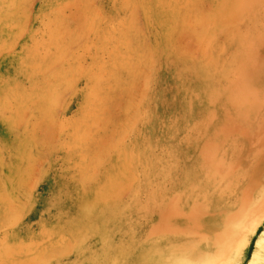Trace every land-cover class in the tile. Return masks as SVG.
<instances>
[{
  "label": "rangeland",
  "instance_id": "374dc122",
  "mask_svg": "<svg viewBox=\"0 0 264 264\" xmlns=\"http://www.w3.org/2000/svg\"><path fill=\"white\" fill-rule=\"evenodd\" d=\"M263 231L264 0H0V264H247Z\"/></svg>",
  "mask_w": 264,
  "mask_h": 264
},
{
  "label": "bare ground",
  "instance_id": "6f19581e",
  "mask_svg": "<svg viewBox=\"0 0 264 264\" xmlns=\"http://www.w3.org/2000/svg\"><path fill=\"white\" fill-rule=\"evenodd\" d=\"M264 231L259 237L256 248L252 251L247 264H264ZM246 264V263H245Z\"/></svg>",
  "mask_w": 264,
  "mask_h": 264
}]
</instances>
